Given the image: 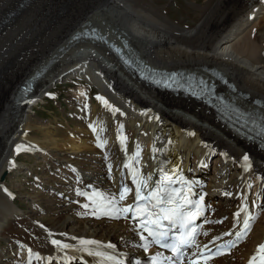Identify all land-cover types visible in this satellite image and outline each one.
<instances>
[{
	"label": "bare ground",
	"instance_id": "obj_1",
	"mask_svg": "<svg viewBox=\"0 0 264 264\" xmlns=\"http://www.w3.org/2000/svg\"><path fill=\"white\" fill-rule=\"evenodd\" d=\"M17 4L18 0H0V12ZM112 7L115 14L128 18L127 26ZM198 7L200 18L184 27L169 24L161 7L150 0H29L0 27V264H28L29 260L45 264L47 256L69 264H78L77 255L89 263L99 259L79 251L80 238L100 242L88 246L92 251L113 256L144 254L134 224L115 220L103 210L101 216L93 215L92 199L115 196L121 208L132 205L133 191L119 200L122 176L126 187L131 173L147 179L154 168L152 160L160 153L172 169L188 175L194 192L208 193L207 222L193 253L211 245L213 237H219L216 244L230 239L225 233L239 230L233 227L234 214L245 197L254 217L252 231L241 245L207 264H246L257 245L264 243V211L256 214L264 204V144L228 128L216 117L221 110L217 104L214 110L182 94L144 86L120 65L104 41H69L82 27H96L106 41L124 45L127 55L138 63L145 60L154 67L179 68L210 79L219 73L229 81L230 86L223 89L230 98L264 116V0H205ZM97 14L101 19H94ZM78 16L81 23L72 26ZM67 28L71 32L64 36ZM55 39L60 40L58 46L35 66L38 53ZM42 68L32 93L22 99L18 90L23 81ZM78 74L87 84L97 83V104H91L90 91L80 82L78 95L68 100L74 108V126H36L32 105L44 100L54 82L82 79ZM98 140L101 149L96 146ZM18 145L23 154L31 153L27 156L40 161V173L14 159ZM244 154L253 165L248 172L243 169ZM209 156L214 158L209 164L214 168L206 174ZM11 171L34 177L31 196L23 195L22 186H8L1 179ZM15 193L28 199L27 209L14 201ZM52 239L73 248L60 250ZM109 243L114 247L107 248Z\"/></svg>",
	"mask_w": 264,
	"mask_h": 264
},
{
	"label": "snow or ice",
	"instance_id": "obj_2",
	"mask_svg": "<svg viewBox=\"0 0 264 264\" xmlns=\"http://www.w3.org/2000/svg\"><path fill=\"white\" fill-rule=\"evenodd\" d=\"M98 99H103V97H98ZM105 104H107V101H105ZM21 147L20 145L17 146V152L21 150ZM242 160L244 171L251 170L253 165L249 155L244 154ZM10 163L12 162L10 161ZM124 166L126 168L129 167L127 162ZM158 171L159 178L155 180L154 186L150 188L148 180L151 177L145 179L138 177V173H131L135 185L136 203L134 205H127L123 208L118 207L119 202L115 196L101 198L99 201L93 200V203L96 205L97 210H103L102 214L112 218L119 219L124 217L127 219L128 214L131 213L132 218L139 221L137 228L142 229L139 236L140 240L143 241L141 246L145 252H148L151 244H155L162 249H169L172 253V255L166 256L159 251L156 252L150 258L151 264H184L185 250L192 247L198 234L196 221L198 217L203 215L201 210L203 198L201 197L198 200L192 199L193 182L184 178L182 175L176 177L175 173L179 169L166 172L161 168ZM145 190L147 191L145 192ZM129 191L128 187H122L119 193V200H124ZM228 195H231V193H228ZM252 203L254 204L255 201ZM84 207L87 208L88 205L85 204ZM96 214V211H94L93 215ZM242 216L243 220L240 223L239 221ZM234 219L236 222H234L233 227H238L239 230L235 233L230 231L224 235H234L235 238L227 244L215 245V250L205 245L204 249L199 252L197 259L190 261V264H199L200 260H203L207 264V261L212 256L224 254V251L230 250L231 247H234L242 239L247 237L251 231V222L254 217L248 210L246 197L238 211L234 214ZM144 232L147 233V237H150L151 240L143 235ZM218 239L219 237H213V241L210 243L214 244ZM51 243L60 250L73 248L72 244L57 239H52ZM79 243L81 245L79 251L85 252L89 256L104 257L109 264H123V261L116 256L100 251H92L88 247L89 245H100L99 241L80 238ZM106 247L113 248L114 246L109 243ZM29 253H31V249H29ZM28 264H31V260H29ZM248 264H264V243L257 245L255 252L249 258Z\"/></svg>",
	"mask_w": 264,
	"mask_h": 264
},
{
	"label": "rangeland",
	"instance_id": "obj_3",
	"mask_svg": "<svg viewBox=\"0 0 264 264\" xmlns=\"http://www.w3.org/2000/svg\"><path fill=\"white\" fill-rule=\"evenodd\" d=\"M20 3V0H18ZM34 1V0H32ZM203 1L205 0H150V2L152 4H154L155 6H160L161 7V12H163V14H166L168 16V19L170 21L169 24H177L180 26H184V27H189L192 26L196 23V21L200 18V13L201 11L198 10V4L203 3ZM18 5V4H17ZM63 5L65 6V4L60 5V7H58V9H61L63 7ZM16 6H13L12 8H7L9 9L8 11L14 9ZM114 7L110 8L111 11ZM6 9V11H7ZM22 9V8H21ZM6 11H2L3 13H6ZM60 10H58L59 12ZM2 12H0V16L3 14ZM113 14H115V10L112 11ZM94 10H91V12L89 14H93ZM116 16H119L118 18H120V21L124 24V25H128L129 21L127 20L128 18L124 15H120V14H115ZM123 16V17H122ZM94 19H101L100 15L97 14V16H93ZM3 18V16L0 17V20ZM103 22V21H102ZM13 23V22H12ZM80 16H78L76 18V20L73 22L72 26L75 24H80ZM5 24L2 25V27ZM71 32V28H67V32L65 33L64 36H67L69 33ZM66 37H62V39H65ZM60 42L59 39H55L53 41V43L50 46H47L46 48H44L40 53H38V57H36L35 61V66L38 65V63L40 62V60L44 59L45 57L48 56V54H50L53 49L58 46L57 44ZM47 51V52H46ZM37 61V62H36ZM109 63V62H108ZM34 66V67H35ZM78 77H81L82 79H74V80H69V78H67L65 81L69 80L68 82H62V81H56L54 82V84L48 89V93L50 95H44L43 98L45 99L42 102H38L37 105L33 106V111H30L31 117L34 120V122H36V126H40L43 123L44 124H50L51 126L55 127L56 125L59 126H63L66 128H70V126H74L73 125V121H71L72 116H73V107L68 105V100L70 98L76 97L77 94V88L80 87V82H82L83 84H86L87 88L90 91V97L92 98L91 104H97V100H96V94H100L97 88V83L92 82L87 84V80H85L82 75L78 74ZM18 87L14 90V94L11 97V105L15 104L16 101V91H17ZM76 91V92H75ZM95 94V95H94ZM78 97V96H77ZM42 98V99H43ZM94 99V100H93ZM95 101V102H94ZM98 109V108H97ZM50 121V122H49ZM53 121V122H52ZM62 124V125H61ZM217 132V131H216ZM36 135L38 137H40V133L36 132ZM24 156H20L18 158H15L14 155V159L17 161H21V162H25L28 165H30L31 168L37 169V172H41V163L39 160H36L37 162H35L34 158H30L27 156V154H23ZM15 171H11L10 174H4L2 175V177L4 176V178L2 180H5L6 184L8 186H12V185H16V186H22V193L24 195V193H28L29 196H31L32 193V189H33V183H31V181H33L34 177H25V175L22 173L16 174L14 173ZM19 178V179H18ZM32 187V188H31ZM34 195V194H32ZM21 194L19 193H15V197H14V201L17 202V204L21 203L20 205L24 208L27 209V205H28V199H24L23 197H20ZM261 207L259 208V214H261L262 211H264V204L260 205ZM260 210H262L260 212ZM93 211H96V215L101 216V212L100 210H97L96 207H93ZM257 212V213H258ZM4 243V242H3Z\"/></svg>",
	"mask_w": 264,
	"mask_h": 264
},
{
	"label": "water",
	"instance_id": "obj_4",
	"mask_svg": "<svg viewBox=\"0 0 264 264\" xmlns=\"http://www.w3.org/2000/svg\"><path fill=\"white\" fill-rule=\"evenodd\" d=\"M3 177H4V176H3ZM3 177H2V178H3Z\"/></svg>",
	"mask_w": 264,
	"mask_h": 264
}]
</instances>
